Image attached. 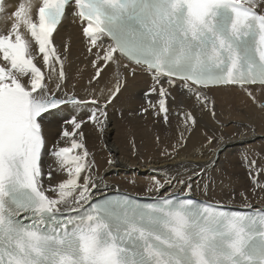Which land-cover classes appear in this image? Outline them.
<instances>
[{
    "label": "snow or ice",
    "instance_id": "1",
    "mask_svg": "<svg viewBox=\"0 0 264 264\" xmlns=\"http://www.w3.org/2000/svg\"><path fill=\"white\" fill-rule=\"evenodd\" d=\"M69 18L93 57L89 84L115 65L103 104L63 92L70 38L57 47L56 34ZM0 23V264H264V210L198 206L190 195L93 202L96 165L83 131L88 123L105 131L108 107L138 72L151 80L140 116L152 112L168 124L179 89L202 109L212 104L214 117L208 92L221 87H238L264 114V0H0ZM69 105L71 118L58 117ZM81 106L90 108L86 118L75 112ZM178 115L185 131L195 124L191 112ZM59 119L49 148L45 130ZM223 143L208 140L214 151ZM182 144L180 132L173 151ZM45 154L53 161L47 173ZM261 159L246 152L242 163L253 191L264 192ZM54 172L62 179L45 187ZM178 182L192 192L191 179ZM163 187L157 181L147 191Z\"/></svg>",
    "mask_w": 264,
    "mask_h": 264
},
{
    "label": "bare ground",
    "instance_id": "2",
    "mask_svg": "<svg viewBox=\"0 0 264 264\" xmlns=\"http://www.w3.org/2000/svg\"><path fill=\"white\" fill-rule=\"evenodd\" d=\"M7 3L11 6L15 0H7ZM69 38L70 52L65 65L68 79L63 92L76 94L86 101L96 96L103 104L116 83L115 65L104 72L99 83L90 85L89 80L94 75L93 57L86 51L79 25L72 23L71 18L56 34L57 47ZM150 85L151 80L143 73L138 72L134 78L129 75L127 87L108 107L109 123L105 131L101 134L91 123L84 126L87 147L96 165L93 170L96 183V188L92 190L93 198L114 191L150 197L180 192L210 202L264 210V192L253 191L247 165L242 163L243 154L247 152L260 156L264 165V114L252 107L245 93L238 87L212 89L208 98L214 103L213 117L210 111L212 104H209L208 110L202 109L176 89L173 91L176 102L169 104V123L165 124L152 112L144 116L138 114L140 106L145 103L143 94ZM89 110V106H81L75 112L85 116ZM181 110L195 116V124L187 131L183 128V117L178 115ZM72 115L71 105L58 113V117L71 118ZM64 122L59 119L46 128L49 148L58 139ZM180 132L184 133L186 144L173 151L172 145L179 139ZM241 132L248 135L242 137L239 135ZM165 136L170 138V142L162 145ZM213 136L223 138L222 150L214 151L216 144L208 146V140ZM165 148L169 155H161ZM110 159L114 161L112 165L108 163ZM52 164V158L45 154V173ZM60 179L62 177L56 172L52 181L45 175L44 185L48 187L49 183ZM189 179L193 189L190 194L178 182ZM157 181L164 187L159 191H147L155 188ZM260 181L264 184V176H260ZM241 192L247 193V199L241 197Z\"/></svg>",
    "mask_w": 264,
    "mask_h": 264
},
{
    "label": "rangeland",
    "instance_id": "3",
    "mask_svg": "<svg viewBox=\"0 0 264 264\" xmlns=\"http://www.w3.org/2000/svg\"><path fill=\"white\" fill-rule=\"evenodd\" d=\"M166 134H168V133H166ZM168 138H169L168 136H167V137L165 136L164 139L162 138V139H163V141H162L163 144H162V145L166 144L167 142H168V143L170 142V140H169L170 138H169V139H168ZM211 182H212V181H211ZM211 182H210V183H211ZM207 186L209 187L210 184L207 185ZM189 194H190V193H189ZM206 200H207V199H206Z\"/></svg>",
    "mask_w": 264,
    "mask_h": 264
}]
</instances>
